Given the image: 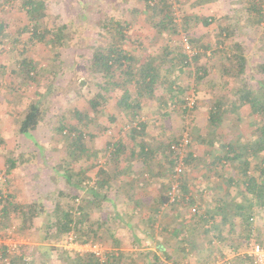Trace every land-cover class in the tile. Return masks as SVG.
Returning <instances> with one entry per match:
<instances>
[{"label":"rangeland","instance_id":"374dc122","mask_svg":"<svg viewBox=\"0 0 264 264\" xmlns=\"http://www.w3.org/2000/svg\"><path fill=\"white\" fill-rule=\"evenodd\" d=\"M167 1L173 31L164 26L166 23L158 27L153 24L160 22L163 17L159 10L160 0H150L148 4L152 7L149 10L145 0H46V16L40 21L39 30L54 32L53 30L61 28L62 38L58 43L50 34H46L45 39L31 38V26L21 0H0V23L4 26L5 34L0 35V196L11 194L14 202L19 205H27L32 201L45 205L44 216L35 219L30 229L22 228L18 211H11L8 218H0V232L5 230L3 226L9 222L17 227L20 253L29 257V261L24 264L73 262L74 252L66 253L58 244L60 238L44 241L42 231L36 228L48 221L59 197L57 191L65 188L63 172L69 168L68 164L73 174L81 173L80 177L86 176L82 179L87 182V178H91L87 173L95 174L101 165L108 166L109 149L105 143L119 138L131 128L122 119L116 106L117 93L114 90L108 93L102 104L104 115L94 117L89 104V99L99 91L97 83L103 81L100 75L90 73L87 68L93 47L105 46L111 40L100 24L103 20L118 18L128 24L126 36L121 43L125 51L134 57V64L153 59L152 62L159 67L161 73L168 72L170 80L177 75L178 83L184 86L182 92L177 93L178 97L170 98L165 91L168 84L164 80H158L154 94L161 97L159 102L149 98L143 100L140 113L149 125L145 141L150 147L155 148L159 141H168L186 130L192 140L190 150L196 154L193 157H198L196 143L208 137L213 130L208 115L215 99H220L225 113L218 125L219 129L211 136L216 140L218 138L221 143L228 140L235 144L245 140L254 144L250 151L254 155L252 158H256V163L253 165L252 162L248 166L247 176L262 178L264 181V149H255L259 141L264 148V119L260 113L241 118H237L235 113L238 109L244 115L251 110L248 103L243 109L245 103L237 101L242 94L264 101V0ZM252 1L260 2L258 6L263 9L262 19L258 23L256 13L249 10L252 8ZM204 18L207 19V24L203 23ZM222 28L233 31L234 34L226 37ZM182 34L192 40V48L195 53L200 54L196 64L205 67V75L194 70L192 58L195 53L188 57L183 52L180 42ZM232 41H242L246 47V66L242 74H237L233 57L236 51L229 46ZM177 53L186 55L189 64L185 70L189 69L190 73L187 70L183 73L175 71L172 75L168 69L170 61L174 59L175 62ZM23 58L34 62L35 72H30L34 79L26 78L20 70L19 63ZM190 96L195 98L194 107L182 112ZM180 98L185 103H181ZM33 101H40L44 117L30 135L20 134L19 122ZM111 114L118 116L114 123L106 119ZM123 123L124 127L119 131ZM236 127L245 134L237 137V141L233 139ZM76 131L83 132L87 152L74 156L70 162V159L67 160V147ZM208 131L209 134L204 136ZM205 149H202L204 155ZM161 156L162 153L155 151L152 160L157 162V158L160 159L159 162L163 165L161 171H164L168 165L161 160ZM7 158L16 160L9 169ZM257 164H260L258 169ZM154 165L156 171H159L160 164ZM188 169L187 164L184 177ZM136 170L144 171L140 166ZM232 170L239 174L238 169ZM240 177L242 180L239 182L247 181L248 177ZM82 185L84 189L80 191L72 188L71 193L79 194L75 196L78 201L73 198V207L89 196V189L86 190L84 183ZM194 188L196 186L192 189ZM68 189L66 186L65 190ZM189 196L196 199L192 194ZM238 199L247 201L242 197ZM231 200L227 199V204L222 201L223 209H234L235 201L233 198ZM66 204L61 199V205ZM195 204L200 211L197 199ZM1 205L0 202V207ZM177 207L182 208L180 205ZM252 212L253 229L250 232L245 230V222L242 220L230 226V223H223L216 218L214 228H219L221 222L224 224L220 227V236L219 233L218 236L213 234L216 231L214 229L202 232V241L191 243L193 248L190 252L193 254L190 253L186 261L175 257L171 264H251L243 257L248 248L245 243L248 240L255 241L259 237L258 231L264 232V206L258 210L253 207ZM96 213L101 215L102 212L96 210L94 214ZM226 215L231 219L235 218L234 213L227 212ZM107 233L108 228L100 230L98 242L108 254L112 251L119 252L111 247ZM201 234L198 233V237ZM198 246L201 249H196ZM180 253L179 251L178 254ZM203 257H208L207 261L202 260ZM122 261L128 262L124 255ZM15 262L23 264L20 259ZM136 263L147 264V259L140 253Z\"/></svg>","mask_w":264,"mask_h":264},{"label":"trees","instance_id":"16d2710c","mask_svg":"<svg viewBox=\"0 0 264 264\" xmlns=\"http://www.w3.org/2000/svg\"><path fill=\"white\" fill-rule=\"evenodd\" d=\"M150 0H145L146 2V8L149 10L152 6L148 4ZM160 12L162 13L163 17L160 22L153 23L154 26H160L164 25L167 27L168 30L173 31L174 26L171 25V17L169 15V3L167 0H160ZM207 1V0H203ZM210 1V0H208ZM260 2H253L252 1V8H250V11H253L256 13L257 16V23L261 21L262 19V13L263 9L258 6ZM21 6L23 9H25V12L27 14V17L29 19V23L31 26V38L39 40V39H45L46 34L53 35V40L58 41V43L61 42L62 34L58 28L56 30H53L54 32H51L50 30H39V23L40 21L46 16V0H21ZM167 21V22H166ZM204 24H207V19H202ZM170 23V24H169ZM102 24V27L106 34L110 35V42L107 43L105 46H94L93 51L91 54V58L89 60V66L87 67L90 73L98 74L100 77L103 78V81L101 83H97V86L99 87V91L96 92V94L89 99V104L92 107L94 117H99L101 115H104L105 112L103 110V102L106 101L108 97V93L111 92V90H114L117 93V97L115 99L116 106L118 110L121 113L122 119H124L127 123V125L131 128L127 130V132H124L122 136H120L117 139L114 140H108L106 143V148L109 149V156H108V162L109 164L119 162V158H126L125 161H129L130 159H133L135 161V164L140 165V167L143 169L146 166H155V163L160 164V169L163 168V165L159 162L160 159L157 158V162H154L153 154L155 151H158L162 153L163 159L162 161L166 162L168 165L166 169H164V175L168 177V188L166 191V195L168 192V189L172 183V176L173 168H174V158L173 153L170 150V145L175 143L179 136L172 137L168 141L160 142L155 145V148H151L149 143L145 141V136L148 133L149 125L146 122L147 120L141 117V109L143 105V100L146 98L149 99H156L159 102V99L161 97L155 96V88L158 80H164V83H167L165 91L170 96V98H176L178 97L179 92H182L184 89V86H181L178 83V80L176 79L177 75H174L175 71L183 73L187 70V73H190L191 71L186 66L189 64V62L186 60V55L184 53H177L175 62L173 60L170 61V66L168 69L172 72L173 78L172 80L168 79V72L161 73L159 67L154 64L152 61H145L140 64H134V57L128 54L125 49L122 47V41L125 38V31L128 27L127 23H123L118 18H111L106 19L100 22ZM27 30L28 27H25ZM222 30L225 32L226 37H231V35L234 34L233 31H230L226 28H222ZM4 33V26L2 23H0V35H5ZM54 33V34H51ZM192 42V40H190ZM230 48L234 49L236 51L235 54H233V57L235 58V64L237 67V74H242L244 72L245 66H246V57L244 55V52L246 50L245 44L242 41H232L229 43ZM200 57L199 53H195L192 58V63L195 64L196 73H201L205 75V67L201 65H197L196 62H198V59ZM20 70L22 73H24V76L28 79H34L33 75H30V72L34 74L35 65L32 60L27 59H21L20 60ZM198 75V76H201ZM177 80V81H176ZM80 86V85H79ZM177 94V95H176ZM241 100H244L247 102L251 108V110L254 113H260L262 115V118L264 119V101L260 100L258 97H249V94H242L240 96ZM261 101V102H260ZM180 102H184V100H181ZM183 103V104H184ZM222 101L220 99H215L214 105L211 108L208 120L213 128H217V126L220 124V122L223 119L224 110L222 109ZM194 107V106H193ZM189 109L185 106L182 108V112H186ZM44 117V110L42 109V104L40 101H33L30 103L25 110L22 119L19 122L18 125V132L20 134L30 135V132L36 129L37 125L43 119ZM118 116L117 114H111L106 116V119L110 123L116 122ZM124 124H122L119 131H122V128L124 127ZM151 128V126H150ZM215 131V130H214ZM262 133V132H261ZM75 135V134H74ZM156 137V136H155ZM140 139V140H139ZM157 139V138H156ZM139 140V141H136ZM155 140V139H154ZM192 143L191 137H190V144L188 148L187 157L184 159L185 163L187 164L189 161H191L193 157V152L190 150V145ZM131 145L130 147L128 145ZM212 144V143H211ZM134 145H137L134 146ZM259 146L256 150H261L263 147L262 142L259 141L257 143ZM236 144H221L220 148L222 150V155L224 153V160L233 162V166L238 169L239 175L243 177H248L247 175V168L251 163L253 162V165L256 163V158H252V153H249L247 151L248 148H236ZM85 144L83 141V132L82 131H76V135L74 138L71 139L70 143L68 144L67 149V155L68 159H70V162L73 160L74 156L83 155L85 152H87V149L85 148ZM136 147V148H135ZM244 147V146H243ZM251 150V149H250ZM93 153V152H92ZM161 156V157H162ZM254 156V155H253ZM156 159V158H155ZM152 160V162H151ZM221 161V160H220ZM16 160L8 159L7 158V168H11L14 166ZM67 164V163H63ZM236 164V165H235ZM260 164H257V169L259 168ZM69 168H66L63 172L65 188L66 186L69 188L68 190H65V188H61L59 191H57L58 200L55 202V207L52 210V213L50 216H48V221L44 222L41 226H38L36 229L41 232V236L44 241H50V239H59L62 237L63 234L73 231L75 234L77 240L81 242L86 241H98L99 239V232L100 230H105L103 228V224L105 223L104 220L102 221L101 215L94 214V212H90V197H92V202L94 200H98L97 202H93V205L99 204V194H100V188L98 187L99 181L94 180L92 178H87V182H84L82 178L86 176L80 177L81 173H74L72 169L70 168V165L68 164ZM107 166L101 165L97 172H104V169ZM186 172V171H185ZM181 174L178 178L179 180V198H176L173 202L168 203L173 206V210H177V206H181L182 208L186 209L188 213V219L190 222H194L197 219L203 220L205 219L204 214H200L199 210L197 212L192 213L190 208L194 204L193 198H191L187 192V188L185 187L184 182V174ZM263 174V173H262ZM264 176V175H262ZM264 182V181H263ZM86 185V190L89 189V196H87L84 200L81 201V203L78 202L74 204L73 207V198H75L78 201V198H76V195H79L77 193H71L72 188L75 187L77 191H80V189H84V185ZM244 187L247 190V193L244 196H241L244 200L247 201H239V203L235 202L236 210H235V223L239 220H242L245 222V230H248L249 232L253 229V225L251 222L252 219V208L255 207L257 210L259 207L264 206V183L260 182V184L256 183L255 179L252 177H248L247 181L242 182ZM250 193H253V195L250 196ZM91 195V196H90ZM165 195V197H167ZM185 196H187V200H185ZM61 199H63L67 204L61 205ZM253 199V202H252ZM234 200V198H233ZM0 202L2 203L0 207V218H8L9 215H11V211L13 213H18L21 215L22 220V228L24 229H30V227L35 222V219H39L44 216L45 207L40 202H28L27 205H19L14 202V196L11 194H7L4 196H0ZM224 210V209H223ZM93 213V214H92ZM219 214L221 216V220L223 223H230L229 225H234V222H231L232 219L229 218L225 212H218V213H208V218L213 219L215 216ZM181 217L183 215L180 214ZM221 222V223H222ZM213 225L211 229H214L213 234L217 232L220 236V227L224 224H222L219 228H214L215 223L212 222ZM227 223V224H228ZM40 225V224H39ZM105 225V224H104ZM11 225L10 222L4 224L3 227H5V230L1 231L0 233L5 232ZM192 227V226H191ZM17 229V227L15 226ZM210 229V230H211ZM209 230V229H208ZM208 230H205L208 232ZM189 234H193V229L189 230ZM204 231V232H205ZM179 229L175 230V235L177 238V233H179ZM258 236L255 242L261 244L264 246V232L258 231ZM187 238V235H186ZM55 239V240H56ZM249 241V240H248ZM245 243V246L248 245L249 242ZM178 245H182L183 247H190V240H180L178 239L176 241ZM177 249V247L175 246ZM68 253V250L65 251ZM70 252V251H69ZM117 253V254H115ZM27 255L23 254L21 255L20 251L18 254H15L11 257V260L9 264H15L17 259H20L23 261V264L26 261H29V257H26ZM81 256V257H80ZM108 259L105 264H129L126 261H122L123 254L120 252H110L108 254ZM168 260H171V256L167 255ZM245 259L249 260L245 255L243 256ZM73 264H96V259L92 256V254L86 253L83 256L79 253L73 254ZM250 261V260H249ZM147 264H163L161 263L158 258H156V255H151L148 257Z\"/></svg>","mask_w":264,"mask_h":264},{"label":"crops","instance_id":"0c3cea01","mask_svg":"<svg viewBox=\"0 0 264 264\" xmlns=\"http://www.w3.org/2000/svg\"><path fill=\"white\" fill-rule=\"evenodd\" d=\"M237 101L242 104L245 103L242 106L243 109L248 105L247 102L240 99V96ZM235 113L237 118L249 116V114L256 116L252 110L243 115V112L237 109ZM216 129L218 130L219 127L213 128L210 134L209 131L205 132L204 136L209 134L208 137L202 139L200 143H196L199 156L187 163L189 169L184 177L187 192L194 195L200 202L199 213L205 215L203 220L197 219L190 222L186 209L178 207L177 210H173V206L168 203L167 197H165L168 177L162 174L164 173L161 171L162 168L156 171L155 167L148 165L144 169L141 168L144 171H139L136 170V167L140 165L135 164L133 159L125 161L126 158H119L116 165L115 163H108L104 172L87 173L92 179L99 181L98 187L100 188L99 204L93 205V202L98 200L92 202V197H90V210L102 212L101 219L105 222L103 228H108L107 236L111 247L113 250H119L128 262L137 264L140 253L142 257H146L147 261L149 256L156 255V258L163 264H171L175 257L183 258L186 261V258L193 254L190 252L193 247H187V249L185 246L182 249V245H178L174 240L176 237L175 230L179 229L177 239L181 241L189 239L190 245L195 241L201 242L203 238L201 233L211 229L212 222L216 218L220 220L222 218L217 214L214 220L210 219L208 213H218L219 211L235 213V204L233 210L229 208L223 210L222 201L227 204L225 202L227 199L234 198V201L239 203V197L249 194L242 184L245 181L239 182L242 180L240 175L233 173L232 169L236 170L233 162L223 159L224 153L222 155L220 148L221 141L211 136ZM234 134L233 139L235 141H237V137L245 135L237 127ZM225 141L232 144L228 140ZM250 143L245 140L235 142L236 148H248L247 151L251 153L250 149L254 144L251 145ZM258 147L256 145V149ZM204 148H206V155L202 152ZM261 149L263 151L264 148ZM193 156H196L195 152H193ZM255 181L260 184L263 180L262 178H255ZM237 184L239 185L236 186ZM195 186L196 188L192 189ZM251 195L253 193H250ZM196 199H193L194 204ZM43 206L45 207V205ZM232 221L235 223V219ZM222 224L220 223V226ZM191 229L194 230L192 235L189 234ZM198 233L201 234L200 237H198ZM196 249H201V246L196 247ZM179 251L180 254H178ZM41 254L46 257L45 253L42 252ZM167 255L171 256V260H168ZM207 259L208 257H203L202 260L207 261Z\"/></svg>","mask_w":264,"mask_h":264},{"label":"built area","instance_id":"2783aa9c","mask_svg":"<svg viewBox=\"0 0 264 264\" xmlns=\"http://www.w3.org/2000/svg\"><path fill=\"white\" fill-rule=\"evenodd\" d=\"M182 50L187 56H191L195 53L192 48L189 37L186 34H182L180 38ZM195 98L190 96L187 98L186 107L193 108ZM190 144V135L185 130L175 143L170 145V150L173 153L174 168L172 176V183L167 192V200L173 202L179 197V176L186 171L187 164L184 159L187 157L188 148ZM185 196V200H187ZM191 212H197L198 207L193 204L190 208ZM20 240L16 234L15 226H10L5 232L0 233V264H9L11 257L18 254L20 251ZM58 244L61 248L70 252H77L79 254H92L96 259V264H105L108 259V252L104 250L101 243L98 241H86L81 242L77 240L73 231H69L62 235ZM248 248L244 251V255L250 260L251 264H264V246L261 244L250 241ZM28 258V257H27ZM29 259V258H28Z\"/></svg>","mask_w":264,"mask_h":264}]
</instances>
